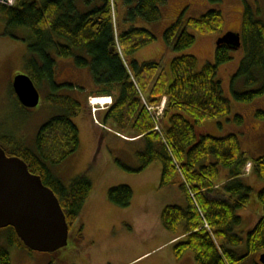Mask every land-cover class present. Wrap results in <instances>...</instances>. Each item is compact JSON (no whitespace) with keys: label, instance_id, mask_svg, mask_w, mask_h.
Returning a JSON list of instances; mask_svg holds the SVG:
<instances>
[{"label":"trees","instance_id":"16d2710c","mask_svg":"<svg viewBox=\"0 0 264 264\" xmlns=\"http://www.w3.org/2000/svg\"><path fill=\"white\" fill-rule=\"evenodd\" d=\"M123 2L128 11L122 23L117 22V11L112 12L110 0H16L11 6L0 3V18L6 22V30L21 28L30 32L27 75L37 89L46 86V101L61 109L59 115L39 128L33 146L26 147L7 137L9 148L4 149L5 153L22 159L31 173L40 176L54 192L68 228L72 229L92 191L85 174L66 186L52 170L79 145L78 129L71 118L77 115L81 104L57 91L72 85L55 81L54 56L72 58L76 67H87L94 84L113 97L100 123L143 141L144 149L137 152L138 169L160 162V186L176 184L185 197L186 206L171 204L161 211L163 228L182 236L173 243L175 258L180 260L191 252L196 264H242L248 255L264 249V214L250 229L246 227L249 223L237 214L249 203L252 191L243 183L244 168L251 162L252 172L264 181V155L249 157L235 134L216 138L198 132L205 119L231 113L230 102L216 80L217 69L231 59V50L224 44L216 45L214 62L200 67L195 56L177 54L167 71L156 60L139 61L134 58L137 51L157 37L153 30L130 23L137 18L157 23L167 0ZM223 24L224 17L218 10L185 20L178 16L161 36L177 53L194 45L196 37L190 30L201 35L223 33ZM242 42L245 55L232 77L231 92L237 101L247 102L264 92V24L253 20L247 10L242 20ZM256 73L263 76L259 89L236 90L235 78L243 77L250 86L257 81ZM11 93L23 108L12 87ZM163 96L167 104L159 123L147 105H156ZM234 119L237 123L242 121L238 115ZM221 171L227 172V178L217 184ZM107 197L111 204L126 208L133 192L129 186L120 185L110 188ZM256 200L264 206V188ZM8 228L12 231L9 245L25 249L14 230ZM81 230L76 231L73 241L77 246L82 242ZM0 264H11L5 248L0 249Z\"/></svg>","mask_w":264,"mask_h":264},{"label":"rangeland","instance_id":"374dc122","mask_svg":"<svg viewBox=\"0 0 264 264\" xmlns=\"http://www.w3.org/2000/svg\"><path fill=\"white\" fill-rule=\"evenodd\" d=\"M187 1L188 4L182 10L176 0L169 2L164 18L162 14L155 29L150 26L152 23L141 18H137L134 24L130 23V26H142L153 30L157 37L152 44L137 51L135 59L156 60L165 71L169 69L168 61L173 54L193 55L197 58L199 67L214 62L212 56L216 39L220 34L218 32L201 35L190 30L196 37L192 47L177 53L172 50L170 52V47L166 48L168 46L164 43L161 32L178 17L177 13H181L179 17L185 20L201 16L210 10H218L224 17L223 33L230 30L240 31L245 10L250 13L253 20L264 24V0H221L218 3L208 0ZM110 3L112 12L118 8L122 11L120 8L122 4L119 1L110 0ZM119 10L116 12V18L118 23H122L124 18ZM127 11L126 6V13ZM30 36L26 29L6 30V22L0 18V147L3 149L9 148L6 144L9 137L14 142L20 141L26 147L33 146L39 128L61 113L60 108L46 101L48 91L44 85L38 86L40 101L35 108H22L13 99L11 93L13 77L16 74H27L25 61L29 56ZM229 55L231 59L218 67L216 80L221 83L224 98L230 102L231 113L221 118L205 119L198 132L204 133L206 130L209 135L216 138L235 134L242 150L249 157L263 156L264 92L247 102L234 98L231 92L232 77L244 58L245 49L241 46L237 50H231ZM54 57L55 81L59 85L67 83L73 86L59 87L57 91L62 96L73 97L81 104V108L77 115L71 118L78 129V148L60 164L52 167V170L66 186L83 174L92 184L90 196L77 222L69 230V243L76 240V231L81 228L82 242H79L77 249L90 260V264H196L191 252L183 254L180 260L175 258L173 243L167 241L170 232L161 224L162 208L176 202V196L171 194L172 189L160 186L161 163L154 162L146 169L139 170L137 152L144 149L143 141L122 139L99 121L108 105L112 104V95L104 93V88L94 84L87 67H76L72 58ZM256 76V83L250 86L243 77L235 78L236 90L248 92L259 89L263 76L261 73H256ZM91 98H107V101L101 103L111 100V104L91 103ZM160 102H163L165 109L167 98L165 100L164 97ZM164 109L155 116L157 121L163 117ZM236 115L242 118L241 123L235 121ZM247 164L242 180L252 191L246 206L248 208L238 211L237 214L249 223L246 227L250 229L259 217V213L253 209L256 204L253 196L256 197L262 189L264 181L252 172V163ZM120 185L129 186L133 192L129 207L120 208L108 200V190ZM11 235L10 228L0 229V249L5 248L9 251L11 264H21L15 256L22 255L26 249L11 247L9 245ZM66 249L64 247L59 251ZM35 254L48 255L38 252ZM261 255H264V249L248 255L242 264L259 263ZM12 257H15V262H12Z\"/></svg>","mask_w":264,"mask_h":264},{"label":"water","instance_id":"95a60500","mask_svg":"<svg viewBox=\"0 0 264 264\" xmlns=\"http://www.w3.org/2000/svg\"><path fill=\"white\" fill-rule=\"evenodd\" d=\"M216 44L236 50L241 45L240 35L226 32ZM12 89L23 107L39 104L40 93L27 74H16ZM7 227L31 251L53 253L68 244V224L54 192L22 159L7 156L0 147V229ZM260 262L264 264V255Z\"/></svg>","mask_w":264,"mask_h":264},{"label":"flooded vegetation","instance_id":"af4514ba","mask_svg":"<svg viewBox=\"0 0 264 264\" xmlns=\"http://www.w3.org/2000/svg\"><path fill=\"white\" fill-rule=\"evenodd\" d=\"M230 31L239 33L241 40L240 47L243 46L242 24L240 31H236V30H230ZM77 247L78 246L74 242L71 243L68 242L66 246L67 249L63 251L58 250L53 253H47L48 255H36L35 254L37 253L36 251H31L26 249L24 253H22V255H18L15 257L17 258V261L21 264H90L89 263L90 260H88L87 257L83 255L82 251L77 249ZM38 253H42V252H38ZM15 257H12V262H15Z\"/></svg>","mask_w":264,"mask_h":264},{"label":"crops","instance_id":"0c3cea01","mask_svg":"<svg viewBox=\"0 0 264 264\" xmlns=\"http://www.w3.org/2000/svg\"><path fill=\"white\" fill-rule=\"evenodd\" d=\"M117 1H119L121 4H122V7H120L121 9H122V11H120L119 10V8L117 9V12H118V10L121 12V15H122V17L123 18H125L124 16L126 15V5H124V2H123V0H117ZM171 1H173V0H167V2L162 6V8H161V11H162V14H163V18H164V12L166 11V9H167V6L169 5V2H171ZM180 5H181V10L183 9V7H185L187 4H188V1L187 0H176ZM124 5V6H123ZM181 13H177V15L179 16ZM157 24V25H156ZM150 26H152L153 27V29H155V27H157L158 26V23H153V24H151ZM149 26V27H150ZM162 30H164V29H162ZM163 32V31H162ZM161 32V33H162ZM166 48H169V47H166ZM170 50V52H171V49H169ZM172 55V54H171ZM175 56V54H173L172 56H170V58H169V63H170V60L173 58ZM213 57V56H212ZM141 60V59H140ZM139 60V61H140ZM200 64H198V66H199ZM107 98H109V97H107ZM204 133H208V131H204ZM125 136H127V134L125 135ZM128 136H129V134H128ZM245 177V175L243 176V178ZM226 178H227V172L226 171H221V173H220V177H219V179L217 180V184H222L225 180H226ZM262 185H264V183L262 184ZM167 188H169V189H172V191H171V194L175 197L176 196V202L174 203V204H172V205H178V206H181V207H184V206H186V199H185V197L183 196V194L180 192V190H179V188H178V186L176 185V184H170V185H167L166 186ZM262 188H264V186L262 187ZM253 201L256 203L255 204V206L253 207V209H255L256 210V213L258 212L259 214H258V219L264 214V206L263 205H261L260 203H258L257 202V200H256V197L255 196H253ZM171 204H169V205H171ZM165 207V206H164ZM163 207V208H164ZM162 208V209H163ZM245 208H248V207H245ZM244 209V208H243ZM240 217H241V215L240 214H238ZM242 218V217H241ZM243 220V222H245V219L243 218L242 219ZM164 230V229H163ZM162 233H164L163 231H162ZM180 237H182L180 234H177V235H175V234H172L171 232L170 233H168V236H167V241L168 242H172V243H174L176 240H178Z\"/></svg>","mask_w":264,"mask_h":264},{"label":"bare ground","instance_id":"6f19581e","mask_svg":"<svg viewBox=\"0 0 264 264\" xmlns=\"http://www.w3.org/2000/svg\"><path fill=\"white\" fill-rule=\"evenodd\" d=\"M107 100H108L107 98H94V99L91 98V103H101V102H104V101H107Z\"/></svg>","mask_w":264,"mask_h":264},{"label":"built area","instance_id":"2783aa9c","mask_svg":"<svg viewBox=\"0 0 264 264\" xmlns=\"http://www.w3.org/2000/svg\"><path fill=\"white\" fill-rule=\"evenodd\" d=\"M0 2L7 5H12L15 2V0H0Z\"/></svg>","mask_w":264,"mask_h":264}]
</instances>
